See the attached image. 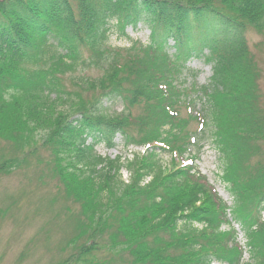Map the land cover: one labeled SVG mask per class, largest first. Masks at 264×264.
I'll use <instances>...</instances> for the list:
<instances>
[{
    "label": "trees",
    "instance_id": "trees-1",
    "mask_svg": "<svg viewBox=\"0 0 264 264\" xmlns=\"http://www.w3.org/2000/svg\"><path fill=\"white\" fill-rule=\"evenodd\" d=\"M140 23L150 31L147 59L143 50V57L123 55L107 46L112 28L124 32ZM249 28L264 32V0H0V136L29 152L37 142L50 151L58 178L82 200L90 222L88 244L59 264H95L91 256L103 234L110 251L128 253L129 264H264V160L250 162L253 142L264 139V122L248 103L254 65L243 33ZM151 46L160 49L158 61ZM197 56L211 66L208 84L197 92L212 104L234 218L247 228L248 263L233 231L220 230L227 223L223 203L192 166L155 174L149 155L122 162L95 151L99 144L115 147L117 136L133 144L132 127L156 143H163L161 133L176 140L180 125L165 110L180 93L171 87L161 94L157 85L174 84L184 63ZM90 68L100 71L97 80H73ZM69 73L68 89L62 81ZM123 92L144 105L143 115L101 108L103 98ZM149 125L159 134L149 135ZM9 161L1 172L18 165ZM254 199L252 217L242 206Z\"/></svg>",
    "mask_w": 264,
    "mask_h": 264
},
{
    "label": "rangeland",
    "instance_id": "rangeland-1",
    "mask_svg": "<svg viewBox=\"0 0 264 264\" xmlns=\"http://www.w3.org/2000/svg\"><path fill=\"white\" fill-rule=\"evenodd\" d=\"M243 37L254 65L252 84L247 94L248 103L251 109L255 110V116L261 117L260 122H264V32L249 28L243 33ZM149 45L150 31L142 23L135 29L126 28L124 32H120L112 28L108 33L107 46L120 54L124 51L123 55L130 53L129 55L143 57V50L146 53L144 59H147L146 49ZM169 45V53H173L172 43ZM149 49L155 50V61H158L160 49L152 46ZM184 70L169 87L157 85L161 94L168 92L171 87L180 93L176 105L165 110L166 115L178 121L180 125L176 140L173 141L169 135L161 133L160 140H163V143H156L151 141L153 139H147L144 131L140 132L136 127H132L129 129V135L134 141L133 144L123 145L117 136L114 140L115 147L108 148L99 144L95 151L101 157L109 159L118 156L122 162L134 156L149 155L155 174H165L181 167L192 166L195 172L205 177L223 203L227 223H223L220 230L233 231L236 242L244 249L243 262L248 263L247 228L243 226L242 221L234 218L233 210L236 206L225 175V159L218 150V137L214 135L212 104L206 105L208 102H204L197 92L200 87L208 84L211 66L204 62L203 57L197 56L184 63ZM98 77L100 71L94 68L78 70V75L74 78L71 73L65 74L62 85L69 89L72 84L70 78L76 83H81L82 79L90 78L93 81ZM77 87L78 84L74 88ZM86 87L92 88L88 85ZM92 94L88 93L90 96ZM126 96L123 92L116 99L103 98L101 108L109 114L125 113L132 118L143 115L144 105L134 104L133 100L125 99ZM65 103L66 100H62L60 104L65 106ZM148 129L151 131L149 135L152 136L160 132L159 127L152 128V125H149ZM167 129L168 126H165L162 131ZM262 131L264 135V126ZM146 140L150 142L139 144ZM253 144L256 154L250 159L251 165L262 163L264 160V139ZM52 159L50 151L41 147L39 142L36 148L31 147L29 152L15 139L0 136V168L5 165L2 168L4 169L9 160L18 162L11 171H0V264H59L70 259L78 247L89 242L90 222L82 200H77L74 193L69 192L60 181ZM153 173L150 174L151 177ZM128 176V171L123 168L121 180H128ZM151 177H146L144 184ZM255 200L249 202L248 206H242L246 213L250 210V216L253 215L251 209ZM182 225L185 224H181L180 228ZM195 225L200 229L202 224ZM112 232L109 230V235ZM99 241L102 246L91 256L95 264H129L131 258L128 253L119 249L110 251L105 246L109 241L106 234H103Z\"/></svg>",
    "mask_w": 264,
    "mask_h": 264
}]
</instances>
